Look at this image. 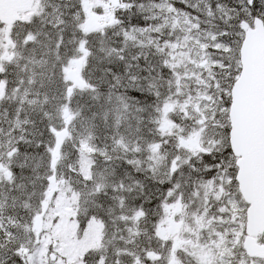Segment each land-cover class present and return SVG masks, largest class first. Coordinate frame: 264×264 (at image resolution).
I'll use <instances>...</instances> for the list:
<instances>
[{
	"label": "snow or ice",
	"instance_id": "6c2138e0",
	"mask_svg": "<svg viewBox=\"0 0 264 264\" xmlns=\"http://www.w3.org/2000/svg\"><path fill=\"white\" fill-rule=\"evenodd\" d=\"M0 264H264V0H0Z\"/></svg>",
	"mask_w": 264,
	"mask_h": 264
}]
</instances>
